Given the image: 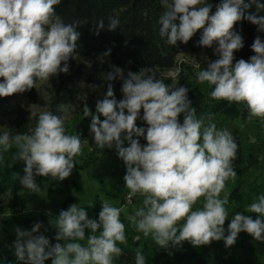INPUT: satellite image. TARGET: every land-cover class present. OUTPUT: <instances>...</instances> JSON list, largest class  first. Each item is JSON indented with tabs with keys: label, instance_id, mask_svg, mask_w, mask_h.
I'll list each match as a JSON object with an SVG mask.
<instances>
[{
	"label": "clouds",
	"instance_id": "obj_1",
	"mask_svg": "<svg viewBox=\"0 0 264 264\" xmlns=\"http://www.w3.org/2000/svg\"><path fill=\"white\" fill-rule=\"evenodd\" d=\"M61 0H0V97L24 93L49 82L60 73L69 72L68 61L76 58L80 33L77 22L65 23L55 13ZM165 9L158 19L159 35L168 45L177 41L187 44L198 30H203L199 45L211 48L218 59L208 63L197 76L198 82L214 86L213 100L243 103L249 118L264 119V42L257 36L251 45L255 55L248 61L233 63L234 52L243 48V38L234 26L247 20L264 32V3L260 0H222L211 13L207 0H160ZM255 6V12L251 9ZM179 20V24L174 23ZM104 28V20L97 22ZM118 16L108 18V30L119 27ZM105 52L99 58L108 56ZM90 66V65H89ZM122 80L123 98H115L112 85L103 100L96 104L93 115L85 103L83 116L91 117L90 132L101 149L115 148L126 166L123 177L130 197H142V206L128 219L137 232L151 238L160 248L176 247L187 241L194 247L223 240L225 247L236 243L238 234L246 232L253 240L264 242V195L245 211L256 218L237 212L229 219L226 205L229 194L221 193L226 181L235 180L233 168L238 145L232 132L217 129L215 123H205L211 117H197L188 99V88L167 85L157 78L154 68L139 72L114 67L106 74L109 81ZM95 89V85H88ZM61 115L41 111L34 127L23 134L5 130L0 134V151L15 147V159L25 162L22 188L38 193L41 188L35 177H50L63 181L82 154L79 135L68 134L65 122L69 112L58 107ZM141 110L143 116L141 117ZM183 114V123L178 117ZM31 112V117L36 116ZM101 116L104 117L101 120ZM138 118L147 128L138 127ZM144 137L146 145L139 139ZM125 141L128 146L125 147ZM203 197L201 207L195 208ZM121 209L102 200L99 219H89L79 204L61 210L50 223L57 229L56 241L40 233L36 223L32 229L15 228L12 244L14 255L26 264H113L123 254L118 244L127 242L125 225L120 220ZM86 229L91 230L86 244ZM99 230V234L96 233ZM135 264H146L141 249L135 251Z\"/></svg>",
	"mask_w": 264,
	"mask_h": 264
},
{
	"label": "trees",
	"instance_id": "obj_2",
	"mask_svg": "<svg viewBox=\"0 0 264 264\" xmlns=\"http://www.w3.org/2000/svg\"><path fill=\"white\" fill-rule=\"evenodd\" d=\"M222 0H207V3L212 5L211 13L216 10V6L220 4ZM247 2V0H246ZM264 3V0H260ZM55 13L61 16L65 23L77 22V31L80 33L78 40V46L76 55L88 58L92 61L90 71L86 76V65L81 64L78 66L70 67L67 74L60 73L53 77V83L55 86V94L52 96L48 103L45 98L39 93L36 88L27 90L24 93H17L8 97H0V109L11 98L16 95H23L27 97L33 104L49 109L54 115H61L58 107L60 105L73 106L78 102V96L81 95L84 105L85 103L90 108L93 115H97L96 104L98 101L103 100L108 90L109 84L112 85L115 98L120 100V91L122 81L117 77L114 80H107L106 74L114 71V67H119L122 70L139 72L144 68H154L156 73H160L162 70L173 69L178 66V56L186 49L192 53H198L203 51H210L215 53L214 49L218 47L217 44H213L211 48L203 47L199 45L201 33L203 30H198L187 44L177 41V44L172 46L166 43V38L162 39L159 35L158 19L161 13L165 10L161 6L160 0H61V2L54 6ZM255 12V6L251 9ZM264 15V12L258 13ZM110 16H118L120 24L115 31L108 30V18ZM104 20V28L100 29L97 22ZM174 23L179 24V20ZM234 31L240 34L243 38V48L234 52V58L238 60L244 59L246 61L255 53L252 51L251 45L257 36L264 42V32L258 31V26L252 24L247 20H242L234 26ZM108 56L103 58V62L99 59L105 52H109ZM211 61L204 58H197L198 72L205 69ZM194 70L185 63H181V69L179 74V83L181 86L188 88V99L192 102V106L196 109L197 117L205 116L211 117V120H205V123H215L218 126H223L219 117H223L224 122L235 120L241 116H246L248 112L247 106L241 109L240 104L235 102H228L225 100L208 103L204 93L200 90L198 83H191V75ZM86 76V77H85ZM84 79V86L69 87L74 83ZM0 82H3V78H0ZM88 85H95V89L88 87ZM216 101V102H215ZM211 105V106H209ZM222 115V116H220ZM38 115L34 117H28L25 111L20 110L18 117L10 124L8 130L13 133H25L35 126ZM104 119L103 116L100 117ZM86 120V119H85ZM88 120L82 123L84 130L80 127L82 135L86 136L85 124ZM180 123H183V114L179 119ZM217 126V127H218ZM261 128H264V119L260 118ZM141 127L147 128V124L144 122ZM218 129V128H217ZM3 131L0 129V134ZM139 139L140 144L146 145L147 141L144 137H133ZM16 149H11L10 154L15 156ZM26 164L22 160H17L14 165H11L8 160L0 159V193L9 189L13 194V204L21 198V191L24 190L20 183L21 178L25 175L24 169ZM50 177L36 176L35 181L49 180ZM234 196L230 197L231 200L238 197L239 190L236 189ZM74 203L72 197L60 203L53 214V220L59 215L61 210H67L70 205ZM83 208L87 211L89 219H99V212L102 210V204L85 205ZM121 222L125 225V235L130 244L143 242L144 247L142 249L143 255L146 259V264H181L187 255L186 250L170 251L160 248L149 237L145 238L136 231L132 225L129 228L131 231H126L127 225L130 222L128 217L121 211ZM4 229L2 231V238L15 240V228L19 226L23 230H31L36 223H41L43 227L40 229V233L45 235L50 244L54 245L59 242L61 244L64 241H56L55 236L57 229L54 227L51 232H48L43 220H37L30 217L13 215L11 217L2 220ZM127 224V225H126ZM91 234V230L86 229L85 240L88 235ZM96 234H99V230ZM131 237V238H130ZM133 237V238H132ZM138 237L137 241L134 239ZM0 245V250L2 249ZM124 249V247H121ZM125 250V249H124ZM191 257L197 258L198 264H241L239 261L232 258H224L213 256L202 249H194L190 254ZM0 255V260L1 259ZM0 264H26V262L14 259V254H8L7 259L1 261ZM45 264H51V259L45 261Z\"/></svg>",
	"mask_w": 264,
	"mask_h": 264
},
{
	"label": "rangeland",
	"instance_id": "obj_3",
	"mask_svg": "<svg viewBox=\"0 0 264 264\" xmlns=\"http://www.w3.org/2000/svg\"><path fill=\"white\" fill-rule=\"evenodd\" d=\"M202 57L208 61H215L218 59V54H214L210 51H203L198 53H192L188 49L179 54L178 66L169 69L162 70L160 73H156L157 78L162 79L167 85L181 86L179 83V74L181 69V63H185L194 70L191 75V83H198L200 90L204 93L208 103H212L214 100L210 97V92L214 86L208 85L206 82L201 84L198 82V66L197 58ZM237 61L234 58L233 63ZM70 67L85 64L86 76L90 71L92 61L88 58L76 55V58H70L68 61ZM90 65V66H89ZM124 70V75H127ZM85 76V77H86ZM54 77V76H53ZM53 77L49 82H45L37 89L39 93L49 103L52 96L55 94V86L53 83ZM85 77L69 87L76 89L77 87L84 86ZM122 81V80H121ZM123 98V94L120 91V99ZM216 102V101H215ZM241 109L245 108V104L239 103ZM211 106V105H209ZM84 102L81 95L78 96V102L73 106H66L69 112V118L65 122V127L68 134L79 135L83 144V151L81 155L75 157L77 161L71 175L63 181L53 180H41L36 181L41 190L38 193H30L27 189L21 191V198L13 204V194L9 189H5L0 193V260L7 259L8 254H14V249L11 247L13 242L11 239L2 238V231L4 225L2 220L13 215L30 217L37 220H43L46 230L51 232L54 225L53 214L56 207L72 197L74 199L73 204H79L80 207L85 205L102 204V200L109 201L112 206L118 207L127 216L134 214L135 210L142 206V197L129 195V190L125 187L123 177L126 174V166L123 160L118 156L115 148L101 149L95 145L94 135L90 132L91 117L83 116ZM20 110L25 111L28 117H31V112H35L37 115L41 111L49 109L37 106L33 104L27 97L23 95H16L11 98L0 109V129L2 131L8 130L10 124L18 117ZM141 117L143 116V110H141ZM222 116V115H220ZM181 115L178 117L180 119ZM88 126L86 128V136L82 135L79 130L80 127L84 130V121ZM223 126H218V129H227L232 132L235 142L238 145V151L236 159L232 162L234 171L237 176L235 180L229 179L226 181V187L221 193L223 198L225 193L229 194V204L226 208L229 212V219L225 221V235H227V226L231 222V218L235 213L241 212L245 215L256 218L255 213H248L245 211L247 205L255 202L257 198L264 195V128L259 126L260 118H249V112L246 116H241L235 120L224 122L223 117H219ZM142 118H138L136 124L138 127L143 125ZM125 147L128 146V142L125 141ZM13 147L12 149H14ZM11 149L8 152L0 151V159H6L11 165L16 162L15 156L10 154ZM236 189L239 190L238 197L231 200L230 197L234 196ZM203 203V197L198 201L195 208L201 207ZM127 225V224H126ZM132 223L129 222L126 231H131ZM130 233V232H129ZM140 235H143L139 232ZM98 235V234H97ZM128 236V235H126ZM131 238V237H130ZM133 238V237H132ZM139 238L136 237L134 241ZM82 244H86L82 242ZM124 247L123 254L114 259L113 264H135V251L137 249H143V242L130 244L127 239L126 244L120 245ZM170 251L186 250L187 255L181 264H198V260L195 257H191L190 254L194 249H202L205 252L213 256L232 258L239 261L241 264H264V242L253 240L252 236L246 232L238 234L236 243L231 247H225L224 241H213L209 245H202L194 247L189 242L185 241L182 245L172 247L169 246ZM183 249V250H181ZM16 256L14 255V259Z\"/></svg>",
	"mask_w": 264,
	"mask_h": 264
}]
</instances>
